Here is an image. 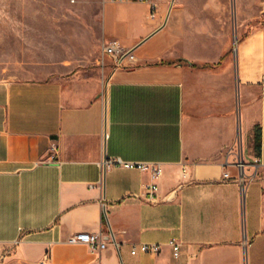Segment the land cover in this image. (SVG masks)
<instances>
[{"label": "crops", "instance_id": "0c3cea01", "mask_svg": "<svg viewBox=\"0 0 264 264\" xmlns=\"http://www.w3.org/2000/svg\"><path fill=\"white\" fill-rule=\"evenodd\" d=\"M166 1H106L101 72L0 79V264H264V0Z\"/></svg>", "mask_w": 264, "mask_h": 264}, {"label": "rangeland", "instance_id": "374dc122", "mask_svg": "<svg viewBox=\"0 0 264 264\" xmlns=\"http://www.w3.org/2000/svg\"><path fill=\"white\" fill-rule=\"evenodd\" d=\"M106 1L0 0V79L44 78L63 67L92 66L101 72ZM171 3L166 1L165 11ZM255 23L264 24V16L249 24L248 31Z\"/></svg>", "mask_w": 264, "mask_h": 264}, {"label": "built area", "instance_id": "2783aa9c", "mask_svg": "<svg viewBox=\"0 0 264 264\" xmlns=\"http://www.w3.org/2000/svg\"><path fill=\"white\" fill-rule=\"evenodd\" d=\"M118 3H132L139 2L148 5L149 7V17L151 20L157 19L159 2L161 0H113ZM103 54L111 57L115 63L116 67H122L125 58H130L134 60L133 52L125 47H123L118 41H110L103 45ZM107 163V161H106ZM122 164V162H118ZM127 168H138L142 170L151 169L153 176L159 178L162 173L160 164H134L127 163L124 164ZM158 185L152 184L146 187L147 199L150 202H154L157 198ZM72 243H82L90 246L93 251H101L106 248V243L102 240V233H87L80 232L70 238ZM169 246L173 250L174 257L178 258L181 254L182 244L177 242L176 239H172L169 242ZM161 251V246L158 244H143L140 247H134L132 249V254L136 255L138 253L143 254H158ZM48 260V255L46 254L40 264H46Z\"/></svg>", "mask_w": 264, "mask_h": 264}, {"label": "water", "instance_id": "95a60500", "mask_svg": "<svg viewBox=\"0 0 264 264\" xmlns=\"http://www.w3.org/2000/svg\"><path fill=\"white\" fill-rule=\"evenodd\" d=\"M174 2V0L172 1V3Z\"/></svg>", "mask_w": 264, "mask_h": 264}, {"label": "trees", "instance_id": "16d2710c", "mask_svg": "<svg viewBox=\"0 0 264 264\" xmlns=\"http://www.w3.org/2000/svg\"><path fill=\"white\" fill-rule=\"evenodd\" d=\"M206 67V66H205Z\"/></svg>", "mask_w": 264, "mask_h": 264}]
</instances>
